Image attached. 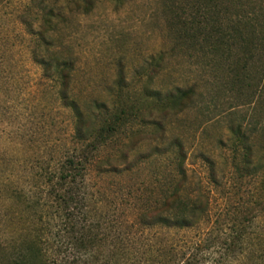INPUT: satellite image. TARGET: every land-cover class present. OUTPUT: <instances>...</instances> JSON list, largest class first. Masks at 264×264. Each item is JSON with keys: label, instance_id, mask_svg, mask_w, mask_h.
<instances>
[{"label": "rangeland", "instance_id": "obj_1", "mask_svg": "<svg viewBox=\"0 0 264 264\" xmlns=\"http://www.w3.org/2000/svg\"><path fill=\"white\" fill-rule=\"evenodd\" d=\"M73 1L46 0L65 15L48 40L59 58L74 61L71 85L87 118L102 124L110 111L123 121L98 149L85 151L87 209L114 233L134 237L137 254L148 245L150 261L181 263L176 257L183 253L188 264H264V135L247 126L257 105H243L241 46L227 54L197 41L190 23L196 0H93L87 13L67 9ZM38 7L31 0L0 2V250L6 246V256L37 235L50 254L63 221L46 179L71 148L73 117L57 97V81L31 57L21 16L29 12L36 21ZM190 86V105L161 117L174 87ZM256 114L264 122V107ZM243 131L256 159L250 168ZM135 135L140 141L128 150ZM174 137L183 144L181 166L169 144ZM127 151L129 163L122 158ZM110 159L119 163L112 171ZM181 179L182 198L207 200L208 214L183 229L136 224Z\"/></svg>", "mask_w": 264, "mask_h": 264}, {"label": "trees", "instance_id": "obj_2", "mask_svg": "<svg viewBox=\"0 0 264 264\" xmlns=\"http://www.w3.org/2000/svg\"><path fill=\"white\" fill-rule=\"evenodd\" d=\"M31 3L39 6L36 21L29 19V12L21 16V22L32 42L31 57L41 67L44 76L53 77L57 81V97L63 106L70 109L73 117L70 134L73 146L57 157L46 179L51 184L48 193L57 208L55 211H62L59 214L63 218L61 230L58 229L55 233L58 237L56 247L49 254L47 247L40 243L43 242L42 237L37 235L35 240L28 241L16 254L8 255L9 257L5 255L6 246L1 247L0 264H165L158 258L147 260L148 245L144 244L146 249H140L137 254V250L132 249L131 245L134 237L127 234L123 236L121 232L114 233L104 217L95 218L87 209L83 180L91 158L85 155V151L96 150L109 140L123 123L122 115L120 112L106 111L107 117L102 124H96L93 119L87 118V112L75 97L71 85L74 61L69 57L59 58L53 43L48 40L50 33L65 15L58 8L45 4L46 0H31ZM196 3L197 15L190 23L194 25L193 33L196 34L197 41L209 43V50L224 47L227 54L239 44L243 51V105L256 104L257 108L264 107V3L260 0H196ZM66 8L81 9L87 13L93 8V0H74ZM190 29L187 27L186 31ZM212 38L214 40L211 42ZM172 91L159 109L161 117L168 112H181L192 101L193 87H174ZM92 106L100 114L103 113V105L97 100L92 101ZM257 108H253L254 112L251 113L247 126H252L250 129L255 133L261 132L264 135V122L256 117ZM159 122L155 123L160 124ZM159 129L164 138L162 126ZM137 136H134L136 140L128 150L140 141ZM249 139L250 136L243 131L246 168H250L256 161ZM169 144L176 148L178 164L181 166L184 159L181 140L174 137ZM157 147L156 144L154 148ZM127 153L128 151L124 152L122 158L129 163ZM149 155L150 152L139 155V158ZM110 160L108 164L112 166V171L119 163L116 159ZM254 166L255 171L258 167ZM183 187L184 180L177 181L158 204L146 208L138 215L136 224L144 228L160 225L180 229L196 225L208 214V202L197 198L190 201L183 199L180 193ZM176 258H181V263L176 264H188L184 260L185 254L181 253Z\"/></svg>", "mask_w": 264, "mask_h": 264}]
</instances>
